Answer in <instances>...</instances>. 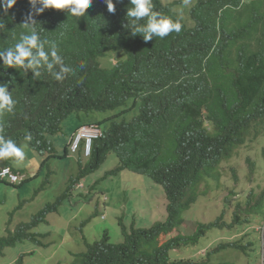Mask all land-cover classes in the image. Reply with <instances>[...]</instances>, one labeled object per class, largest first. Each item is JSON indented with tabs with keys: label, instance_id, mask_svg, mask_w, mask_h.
Returning a JSON list of instances; mask_svg holds the SVG:
<instances>
[{
	"label": "trees",
	"instance_id": "1",
	"mask_svg": "<svg viewBox=\"0 0 264 264\" xmlns=\"http://www.w3.org/2000/svg\"><path fill=\"white\" fill-rule=\"evenodd\" d=\"M184 1L166 4L152 0L153 11L175 20L182 16L174 7L183 15ZM114 2L115 13L108 12L106 0H93L85 16L75 17L68 8L38 12L43 8L40 0L35 8L29 0H16L8 9L0 0V52L15 51L14 45L22 36L31 35L35 26L48 56L45 62L32 49L33 57L40 61L35 68L27 66L31 57L22 67L7 66L0 58V85H6L17 102L13 113L0 111V135L20 148L28 142L40 152L49 151L48 136L60 133L71 114L110 112L100 120L105 125L104 136L95 141L78 178L94 173L108 153L115 151L121 164L110 172L115 175L129 169L148 174L163 185L168 216L148 228L133 225L128 230L123 225L124 241L120 243L111 242L106 231L100 240L87 242V250L76 254V261L70 264H180L172 262L171 251L195 245L209 228L220 226L223 218L201 223L190 235L179 233L164 243L160 238L184 224L185 212L199 199V187L206 179L219 181L223 161L247 143L253 124L264 123V28L259 26L260 17L251 18L240 9L243 0H198L191 8H183L190 13L193 27L182 17L179 33L163 39L153 35L145 41L142 33L133 36L132 32L136 26L146 25L147 18L134 24L135 18L127 16L131 0ZM30 13L31 20L27 18ZM233 22L239 23L237 29ZM53 45L62 58L60 63L51 56ZM111 52L123 56L107 64ZM48 63H52L51 69ZM27 134L31 140L26 139ZM1 163L25 173L12 159H0ZM74 182L30 222L14 231L8 229L12 232L0 237V254L31 238L33 227L62 203ZM242 210L248 215H264V189L260 195L252 191ZM235 221L250 219L235 212ZM260 241L264 246V233ZM255 244L251 240L222 249L246 252Z\"/></svg>",
	"mask_w": 264,
	"mask_h": 264
},
{
	"label": "rangeland",
	"instance_id": "2",
	"mask_svg": "<svg viewBox=\"0 0 264 264\" xmlns=\"http://www.w3.org/2000/svg\"><path fill=\"white\" fill-rule=\"evenodd\" d=\"M162 1L167 4L173 0ZM197 1L192 0L193 5ZM262 4L264 0H243L240 9H247L254 15L256 8ZM185 5L191 8V4L187 0L181 6L184 17L191 23L190 13L183 10ZM260 23L263 28L264 22ZM237 28L233 26V29ZM122 56L121 52H111L105 62L114 63ZM109 113L71 114L64 120L62 131L48 137L51 150L43 154L26 142L23 146L25 160L14 164L24 169L25 173L21 174L30 179L18 186L0 180V237L9 235L20 224L30 222L47 205L67 192L87 159L83 148L80 152H71L69 141L72 130L79 124L99 120ZM263 149L264 123H255L247 143L223 161L219 181L208 182L209 179H206L198 189L197 203L184 214V224L173 233L163 235L160 240L164 243L179 233L193 234L201 223L214 222L219 217L223 218L221 225L209 228L195 245H183L171 251L172 262L264 264V246L260 241L264 215H248L242 210L247 207L252 191L260 195L264 189ZM120 163L117 152H109L99 169L83 179L85 189H72L55 210L48 212L45 219L33 227L31 238L6 247L0 254V264H18L20 261L19 264H70L76 261V254L87 250V242L100 240L106 231L111 242L120 243L124 241L123 225L130 230L133 225L148 228L166 221L168 201L164 186L148 174L129 169L117 175L110 172ZM235 212L250 221L236 222ZM227 224H232V227ZM251 240L257 245L246 252L232 247L222 249L229 243L247 244ZM259 244L261 249L257 250Z\"/></svg>",
	"mask_w": 264,
	"mask_h": 264
},
{
	"label": "clouds",
	"instance_id": "3",
	"mask_svg": "<svg viewBox=\"0 0 264 264\" xmlns=\"http://www.w3.org/2000/svg\"><path fill=\"white\" fill-rule=\"evenodd\" d=\"M188 1L192 7L193 6L192 0H188ZM29 2L33 6V8H35L37 0H29ZM185 2H187V0H185ZM15 3H16V0H2V4H3L5 9L11 8L13 5H15ZM40 3L43 4V8L37 9L38 12H43L45 9H48V8H56V9L68 8L69 12L73 16L82 17V16H85L87 14V10L92 5L93 0H40ZM106 3H107L108 12L109 13H115L116 5H115L114 0H106ZM131 5H132V7L129 8V10L127 11V16L130 19L135 18L133 20L134 24L143 18H147L146 25L136 26L132 32L133 36H135L137 33H142L145 41L151 40L153 35L163 39L164 37L168 36L172 32L179 33L183 27V25L181 23L182 17L186 21L188 26L193 27V24L189 23L188 20L178 12L176 6L174 7L175 11L182 17L174 20L171 17H166V16L161 15L157 11H153L152 0H131ZM263 8H264V4L257 7L254 15H251L247 9H245V12L251 18L256 17V16L260 17V20L262 22H264V10H263ZM158 16L160 17L159 19L157 18ZM189 17H190V15H189ZM27 18L29 20H31L32 14L30 13ZM231 24H234L236 26V24H239V23L233 22ZM24 27L29 28V25L27 23H25ZM30 31H31V35L22 36L21 42L16 43L14 45L15 51L9 50L6 54L4 52H0V58H3L5 65L22 67L25 65L26 59L31 57V59L27 60V66L35 68L37 65L40 64V61L35 59V57H33L32 49H37L38 50V52H37L38 56L43 58V60L45 62L48 61V56H47L46 52L44 51V42L40 41V38L37 34L36 27L32 26ZM26 45H27V47H26ZM51 56H52L54 62H56V63L61 62L62 58L60 55H58L57 48L55 45H53V47H52ZM52 66H53L52 63L47 64L48 69H51ZM62 71H68V69L63 68ZM35 75L38 78L40 76V72L37 71ZM56 77H57V79H60V76L58 73L56 74ZM16 103L17 102L8 93L7 86L6 85H0V111H6L7 113H13L15 110ZM106 113H109V112H106ZM109 114H107L106 116H109ZM103 118L104 117H102L99 120L93 121V122L83 123L78 129H76V131L72 132V134H71L70 141H69L70 150L73 153H77V152H80L83 148L84 156L87 158L86 164L92 155L93 145H94L95 141L104 136L105 125H103V127H102V124H100V120H102ZM83 127H86L90 130L95 131L94 133H92L93 138L91 139L90 148H88V138L87 137L78 138V135L80 133V129ZM26 139L31 140L32 139L31 135L27 134ZM75 142L78 144L77 145L78 147L74 149L73 146H74ZM25 144L26 143H23L22 148H20L17 146V143L14 142L13 140L5 139L3 135H0V159H12L16 164L23 163V161L25 160V152L23 151V146ZM40 153L43 154L44 151H42ZM7 168L10 169L12 174H14L18 177L16 180H12L10 176L3 177L1 175L4 172V170H6ZM117 174H115V175H117ZM85 177L86 176H84L81 179L78 178V180H75L72 189H78L81 191L83 189H85L86 185L83 181V179ZM26 178L27 177L22 175L20 172H17L15 169H13L12 166L4 165L2 163L0 164V180H4V181H7L11 184L16 185V184H20ZM105 197L106 196L104 195V199H105ZM167 201H168V199H167ZM167 205H168V202H167ZM167 212H168V210H167ZM221 221H222V219H221ZM221 221H220V223H221ZM223 225H225V222H223ZM142 228H144V227H142ZM262 232L264 233V228L262 229ZM229 244H234V243H229ZM229 244H227V245H229ZM206 253L200 254V255H206Z\"/></svg>",
	"mask_w": 264,
	"mask_h": 264
},
{
	"label": "built area",
	"instance_id": "4",
	"mask_svg": "<svg viewBox=\"0 0 264 264\" xmlns=\"http://www.w3.org/2000/svg\"><path fill=\"white\" fill-rule=\"evenodd\" d=\"M95 131L94 130H90L86 127H83L80 129V133L78 135V138H82V137H87L88 138V148H90V145H91V139L93 138V134ZM77 138V139H78ZM78 144L75 142L73 148H77ZM3 177H6V176H10L12 180H16L18 177L14 174L11 173L10 169L7 168L6 170H4V172L1 174Z\"/></svg>",
	"mask_w": 264,
	"mask_h": 264
}]
</instances>
